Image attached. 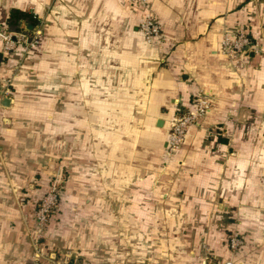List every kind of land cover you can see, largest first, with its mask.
<instances>
[{
	"label": "crops",
	"instance_id": "crops-1",
	"mask_svg": "<svg viewBox=\"0 0 264 264\" xmlns=\"http://www.w3.org/2000/svg\"><path fill=\"white\" fill-rule=\"evenodd\" d=\"M14 10L48 24L30 55L0 54V77L13 75L0 264L29 263L35 203L55 177L63 192L40 240L50 264H193L209 228L221 253L239 232L236 264H264V0H0V34ZM239 29L258 52L227 59L221 32ZM198 93L210 110L166 161L171 120Z\"/></svg>",
	"mask_w": 264,
	"mask_h": 264
},
{
	"label": "built area",
	"instance_id": "built-area-1",
	"mask_svg": "<svg viewBox=\"0 0 264 264\" xmlns=\"http://www.w3.org/2000/svg\"><path fill=\"white\" fill-rule=\"evenodd\" d=\"M30 15L32 19L36 21L33 27H28L26 24L19 26L18 29H9L6 27L0 34L2 41L0 53L3 57H7L17 51L22 55H26L38 47L43 34L44 18L33 13ZM139 30L148 44H154L161 39V28L150 16L146 15L140 21ZM245 51L258 52L244 29H239L234 33H228L226 31L221 32L219 43L220 55L227 59H231ZM12 77H8L7 79H2L0 77V108L2 102L10 99L12 96ZM210 107L211 102L209 98L203 93H198L194 96L191 104L184 110L179 111L171 120L166 140V158L172 157L180 149L186 139L188 129L197 125V123L207 115ZM60 196V190L52 186L47 189L37 203V210L34 217L36 232L31 240L32 254L28 264L51 263L48 255L41 246L40 239L49 226L50 218L54 210L59 205ZM229 242L233 250H236L243 244V241L238 238L237 235H234ZM206 259H208V257H206ZM223 264L232 263L227 262Z\"/></svg>",
	"mask_w": 264,
	"mask_h": 264
},
{
	"label": "rangeland",
	"instance_id": "rangeland-1",
	"mask_svg": "<svg viewBox=\"0 0 264 264\" xmlns=\"http://www.w3.org/2000/svg\"><path fill=\"white\" fill-rule=\"evenodd\" d=\"M47 24L48 23L44 20L43 28L45 27V25L47 26ZM28 54H26L24 56H27ZM215 131H216V133L217 132L219 133L218 129H215ZM216 133L214 135H217ZM166 140H167V136H166ZM163 156H164L166 161H170V160H172L175 157V154L172 157H170V158H166L165 157V151H164V155ZM163 156H162V158H163ZM163 161L164 160H162V166H161L162 169L166 168V163H165V161L164 162ZM52 186L57 187L60 190L61 193L63 192L62 185H61V180L56 179V177L50 179V181H49V183L47 185V189L52 187ZM38 202H39V200L35 203L34 217H35V213H36V210H37V203ZM57 209H58V206L54 210V212H56ZM54 212H53V214H54ZM53 214H52V216H53ZM34 217H33V220H34ZM51 219H52V217L50 218V221H51ZM34 224H35V222H34ZM212 229L213 228H211V229L209 228V229H204L202 231L200 230V231H196L195 232V233H197V232L200 233L199 234L200 239H199L198 244H196V246L193 247V252H192V254L189 257L190 261L193 264H217V263L223 264V263H227V262H229V263L231 262L232 264H236L237 254L243 249V247L245 245L244 241H243V238L241 237L239 232H237V230H231V231H227L226 232V234L224 236V240L222 242L223 253H221L222 250H221V252H219V251L215 250L211 245L207 244L208 235H209L210 232L213 231ZM35 232H36V226H35ZM46 232H47V230L44 232L43 236L47 235ZM33 235H35V233ZM234 235H237V237L240 238L243 241L242 246L238 247L236 250L231 249L230 242H229L230 239H232L234 237ZM206 257H208V259H206ZM29 261H30V259H29Z\"/></svg>",
	"mask_w": 264,
	"mask_h": 264
},
{
	"label": "trees",
	"instance_id": "trees-1",
	"mask_svg": "<svg viewBox=\"0 0 264 264\" xmlns=\"http://www.w3.org/2000/svg\"><path fill=\"white\" fill-rule=\"evenodd\" d=\"M20 22H24L28 27H33L36 24L30 14L14 10L7 21V27L9 29H18Z\"/></svg>",
	"mask_w": 264,
	"mask_h": 264
}]
</instances>
